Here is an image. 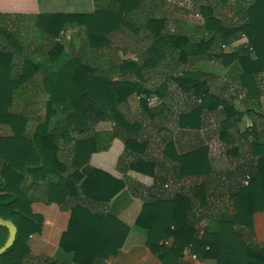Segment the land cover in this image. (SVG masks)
<instances>
[{
	"label": "trees",
	"instance_id": "trees-1",
	"mask_svg": "<svg viewBox=\"0 0 264 264\" xmlns=\"http://www.w3.org/2000/svg\"><path fill=\"white\" fill-rule=\"evenodd\" d=\"M94 2L93 14H39L35 0H0V217L18 229L0 264L32 259L28 240L44 222L35 201L71 211L57 258L38 264H104L133 230L162 264H180L188 253L198 257L189 264H264L254 227V215L264 212V0H192L203 21L189 30L159 8L165 0ZM127 29L149 44L134 38L133 57L122 58L113 36ZM199 62L237 65L236 85L195 69ZM157 68L169 74L149 84ZM230 89L233 96L223 93ZM176 94L186 98L176 132L165 137L161 127L154 136L151 124ZM42 95L45 115H32ZM134 96L139 115L123 110ZM155 97L160 103L151 105ZM245 115L252 125L240 131ZM210 120L216 130L208 136L218 138L221 155L206 141L180 145V135L200 134ZM102 121L113 130L97 131ZM157 137L161 156L174 163L171 176L159 175L161 161L147 155ZM115 139L125 144L120 167L154 177L158 193L132 228L107 212L126 181L89 165ZM223 157L230 167L217 171L213 160ZM169 181L180 186L165 196Z\"/></svg>",
	"mask_w": 264,
	"mask_h": 264
},
{
	"label": "crops",
	"instance_id": "crops-1",
	"mask_svg": "<svg viewBox=\"0 0 264 264\" xmlns=\"http://www.w3.org/2000/svg\"><path fill=\"white\" fill-rule=\"evenodd\" d=\"M36 11L39 14H93L96 10L94 0H35ZM119 35V33L115 34ZM217 65H220L216 63ZM165 65H167L165 63ZM227 69V78L232 84L235 75L238 74L237 65H231L229 67H223ZM152 73L149 77L148 83H158L160 80H164L167 73H163L159 68ZM220 79L228 81L226 78ZM155 79L154 82L150 80ZM169 87H171L169 85ZM172 89V88H171ZM135 97V96H134ZM173 97V102L171 101ZM133 98V97H132ZM132 98L129 100L128 104L123 107V110L132 115H139L140 109L132 108ZM138 98V97H137ZM47 95H42L35 107L32 109V115L44 116L45 107L40 108L39 103L42 101H47ZM186 98L184 95L176 94L175 96H167L168 108L160 114L161 117L158 118L151 124L150 133L157 136L158 131L163 127V134L168 136L172 132H176L175 118L176 115L184 108V102ZM160 103V99L155 97L151 105H156ZM237 105H240L239 100ZM262 103L264 106V97H262ZM45 105V104H44ZM242 121H246L248 127L252 125L251 120L247 115H245L242 120L238 123V129L244 131L241 126ZM250 124V125H249ZM114 128V124L110 121L100 122L96 130L97 131H111ZM7 130V129H6ZM216 130V125L213 120H210L207 124L203 126L200 134L196 136L193 135H180L179 143L181 146L187 144H192L194 142L206 141L214 149L215 146H219L218 138L212 135V141L210 140L209 134ZM197 137V139H194ZM160 139L152 138L151 147L147 152V155L151 158L158 159L161 161V166L157 169L159 175L171 176L174 163H171L167 159H163L160 152ZM218 144V145H217ZM125 151V144L121 139H115L110 148L107 151L93 153L90 156L89 165L91 167L100 169L117 179H122L126 181V188L119 193L108 205L107 212L113 214L124 224L132 228L139 214L142 211L144 202L146 199L154 196H158L157 190L153 189L155 184V178L149 175H144L136 171L128 169L125 165H119L120 157ZM214 167L217 171H224L230 166L228 164L227 158H214ZM172 185L169 181L168 185L164 187L165 196L171 195L178 186ZM160 192L163 193V190ZM162 196V195H161ZM33 212L40 214L44 218L43 228L40 233H35L30 236L28 240V245L31 251V258L28 264H38L37 258H52L56 259L58 256V251L60 248V242L62 235L68 230L69 222L71 219V211L62 210L57 203L47 204L44 201H35L32 204ZM211 227L216 229V224L213 221ZM254 227L256 233V239L260 243H264V212H259L254 215ZM2 235V236H1ZM8 237V232L3 234L0 232V242L6 241ZM3 238V239H2ZM2 239V240H1ZM190 253L185 254L181 258L180 264L191 263ZM104 264H162V262L151 252V250L145 245V237L143 234L132 231L124 245L118 252L116 256L110 257L105 261ZM202 264H216V260L207 259Z\"/></svg>",
	"mask_w": 264,
	"mask_h": 264
},
{
	"label": "rangeland",
	"instance_id": "rangeland-1",
	"mask_svg": "<svg viewBox=\"0 0 264 264\" xmlns=\"http://www.w3.org/2000/svg\"><path fill=\"white\" fill-rule=\"evenodd\" d=\"M165 1H166V4H164L163 6H160L159 8L163 11L170 12L171 18H173L174 20L175 19L179 20L186 30L194 29V28L199 27L201 25V22L203 20L201 17H198L197 13L195 12L192 0H165ZM161 10L158 9L159 12H161ZM222 12H223L224 16L232 17L231 13L229 14L227 9L223 10ZM126 33L127 34L119 33V35L113 36V42H114L115 46H117V48L119 49L118 54L120 57H122V58L133 57V52H135L137 49L133 48L130 50V48L132 46L128 45V44H132L134 41V38H136V40H138L140 42L137 44V45H139V47L142 46L143 48H145L148 46L149 40L147 39V36H145L142 32L135 33L131 29H127ZM62 37H63L62 42L65 44L66 47L69 48L70 40L72 37V32L71 31H67L65 33L63 32ZM68 48H67V50H69ZM123 49H125V50L128 49L126 51L127 55L125 54V52H124L125 50H123ZM169 60L170 59H168V61ZM170 62H172V61H170ZM195 69H197L199 71H203V72H210L213 74H217V76H219V78L221 76H223L224 78L228 79L227 78L228 73L226 72L227 69L222 68L220 65H217L216 63L199 62V63H197V66ZM162 72L168 73V69L164 68L162 70ZM150 81L154 82L155 79H153V81L151 79ZM224 81H226V80H224ZM228 82H230L229 79H228ZM151 84H154V83H151ZM170 86H171V88H175L174 84H170ZM217 86L218 87H216V88H219V85H217ZM234 87L236 88V86H234ZM231 90L232 89H230L229 92H223V93H225L227 95L228 94L231 95V93H232V96H233L234 94ZM237 102H238V100L236 101V104H238ZM131 103H132L133 109H136V108L140 109V103H139V100L137 97H133ZM44 104H45V101H42L41 103H39L40 108H44L45 107ZM242 122H243V125L241 127L243 129L247 128L248 127L247 122L246 121H242ZM214 152L221 155L223 153V150L219 146L218 147L215 146ZM223 158H225V157H223ZM0 232L1 233L3 232V234H4V231H0Z\"/></svg>",
	"mask_w": 264,
	"mask_h": 264
},
{
	"label": "water",
	"instance_id": "water-1",
	"mask_svg": "<svg viewBox=\"0 0 264 264\" xmlns=\"http://www.w3.org/2000/svg\"><path fill=\"white\" fill-rule=\"evenodd\" d=\"M0 227L7 229L8 237L4 244L0 247V256L4 254L15 242L17 236V227L11 220H6L0 217Z\"/></svg>",
	"mask_w": 264,
	"mask_h": 264
},
{
	"label": "built area",
	"instance_id": "built-area-1",
	"mask_svg": "<svg viewBox=\"0 0 264 264\" xmlns=\"http://www.w3.org/2000/svg\"><path fill=\"white\" fill-rule=\"evenodd\" d=\"M198 15V14H197ZM198 17H200L199 15H198ZM245 184H248V181L246 180L245 182H244ZM166 245H169L170 244V241H165L164 242ZM190 257H191V260H192V262H196L197 261V255L196 254H190Z\"/></svg>",
	"mask_w": 264,
	"mask_h": 264
}]
</instances>
